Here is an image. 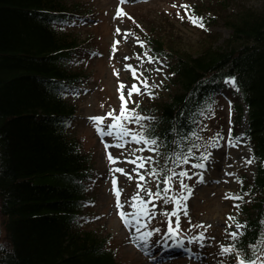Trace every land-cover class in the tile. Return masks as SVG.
Wrapping results in <instances>:
<instances>
[{"label":"trees","instance_id":"1","mask_svg":"<svg viewBox=\"0 0 264 264\" xmlns=\"http://www.w3.org/2000/svg\"><path fill=\"white\" fill-rule=\"evenodd\" d=\"M194 6L206 24L228 27L229 37L220 42L206 31L192 48L179 42L177 27L146 35L144 51L170 59L164 74L168 94L166 100H138L133 108L145 118L142 135L161 150L163 181L170 167L187 170V162H179L182 155L201 161L216 134L236 137L245 104L256 174L240 177L242 230L222 236L221 245H234V262L237 251L264 262V222L258 216L264 204V7L233 6L229 0ZM77 11L84 12L78 0H0V264H122L108 237L80 223L93 161L70 133L77 108L66 91L85 75L66 66L80 39L61 26ZM228 75L237 78L243 101L233 109L232 125L225 113L206 144L201 115L212 108ZM189 147L196 156H189Z\"/></svg>","mask_w":264,"mask_h":264},{"label":"rangeland","instance_id":"2","mask_svg":"<svg viewBox=\"0 0 264 264\" xmlns=\"http://www.w3.org/2000/svg\"><path fill=\"white\" fill-rule=\"evenodd\" d=\"M78 1L87 13H77L74 20L63 26L67 31L73 32L82 44L78 51L81 55L70 61V66L73 67L71 69L84 70L89 76L75 95L69 98L78 106L76 117L71 122V134L81 140L93 161L82 215L84 228L98 231L101 237H108L109 247L116 251L122 264H155L152 262V256L145 250L147 244L141 247L142 243L137 238L136 229L140 228L141 232L160 229L159 232L153 231L149 238V242L154 243L161 240L170 222L175 227L178 218L180 228L176 229L179 233L177 239L184 237L187 246L198 245L196 248L200 253L198 264H237V261L228 260L227 255L230 253L221 251V241L222 236L241 231L242 228L237 227V223L240 222H237L239 212L236 209L237 205H240V200L233 197L240 196L241 187L245 185V181L240 178L241 175L245 174L252 179L255 174L256 163L252 157L251 143L245 135L247 127L245 113L238 125L236 139L213 141L207 152L212 155L206 159L209 161V167L203 172L205 180L200 181L197 175H193V166L188 171L191 178L182 177L185 183L190 184L191 195L187 194L186 189L179 188V180L175 176L171 178V188L167 193L163 191L161 195H150L146 190L150 188L156 194V188L159 186L156 177L150 176L149 171L153 161L155 160L154 164L158 162V151L156 154L155 151L150 150L152 145L137 143L131 140V137H125L128 142L124 147H117L119 141L115 135L116 129H113L112 136L105 134L101 137L94 122L89 119L93 116H104L105 121L102 126L107 128L114 120V116L120 114L122 104L120 93L123 91L120 88L121 82L124 83L125 88L133 83L141 87L140 93H133L131 101L125 105L126 108L133 107L137 96L144 98V95H148L143 91L137 77L148 78L151 89L155 88L158 91L155 96L162 93L159 91L162 87V74L157 69H165L163 66L167 61L165 57L159 59L153 57L150 61L148 59L150 55H144L145 52L142 50L145 36L170 32L177 27L179 29L177 33H181L178 37L179 42L186 47L196 48L200 36L205 38L206 34L200 29L193 30L188 27L190 23L193 24L187 18L189 13L179 8L181 15L185 17L180 19L177 10L181 4L192 7L206 0H126L123 4L120 0ZM229 2L233 6L246 4V7H264V0H229ZM173 3L177 7H173ZM120 9L123 10L121 15L116 16V12ZM117 28L128 31L117 32ZM207 29L218 36L220 42L230 34L228 28L221 22L210 24ZM137 41L144 43L141 45ZM127 65L132 67L129 68ZM134 71L136 76L132 75ZM225 85L215 98L212 108L201 116L202 129L209 133L206 134L209 137H213L217 125L219 126L225 119L222 118L223 114H229L232 106L238 101L232 92L234 89L230 90L232 85L229 83ZM155 96L153 97L157 98ZM110 110H115L112 117L106 115ZM120 123L135 133H140L145 125L144 119L139 123H128L125 120H121ZM216 137L219 136L216 134ZM106 144L110 146L106 148ZM141 148L144 150L140 151ZM108 152L114 157L121 158L114 163L110 162ZM123 156H127L128 159H124ZM139 157L153 159L146 161L138 159ZM133 160L136 162L132 163ZM249 160L252 162L248 163ZM142 163L144 167H140ZM121 167L124 168V172L117 171ZM181 171L183 168L180 167V170L173 172ZM194 171L199 173L198 169ZM127 173L130 175H126ZM141 175L143 179H139ZM161 187H165L164 181H161ZM117 190L123 211L131 220L128 225H125L119 215L121 210L116 207ZM182 191L184 195H188V198L186 201L178 202L175 198L180 197ZM165 200L167 203L164 202ZM261 210L258 216L260 221L264 222V204ZM144 211L147 215H143ZM185 211L187 215H184ZM229 216L232 219H229ZM136 219L143 221V227L136 223ZM201 232L204 233L202 241L198 237ZM193 236H197L198 239L189 243L188 238ZM173 264H190V262L184 259ZM256 264L262 262L258 261Z\"/></svg>","mask_w":264,"mask_h":264},{"label":"snow or ice","instance_id":"3","mask_svg":"<svg viewBox=\"0 0 264 264\" xmlns=\"http://www.w3.org/2000/svg\"><path fill=\"white\" fill-rule=\"evenodd\" d=\"M121 4L126 3V0H120ZM173 7H177V5L175 3H173ZM179 8H183L185 13H189V6L187 4H181L178 6V10H177V15L180 17V19H184L185 17L183 15H181ZM123 10L120 9L116 12V16H120L121 12ZM124 15H127V13H124ZM188 19L191 20V22L193 24L198 25L201 28L205 27V23H204V19L203 17H198L195 16L194 14H189L188 15ZM117 32H126L128 30H122L117 28L116 29ZM138 43H140L141 45H143L144 42L142 41H137ZM145 56H148V52L145 51L144 53ZM148 59L151 61L153 59V57L148 56ZM155 59H159L158 57ZM161 63H163V61H161ZM127 67L131 68L132 65H127ZM157 71H163V69H157ZM133 76H136V72L134 71L132 73ZM225 83H229L231 84L234 88H236L237 90H239V84L237 82V78L234 75H228L226 77L223 78ZM137 80L139 81V84L143 87V91L147 92L148 95L150 96H155V93L151 91V85H149L148 83V78L147 77H137ZM120 88L123 89V91H121L120 93V100L122 101L121 104V108H120V114L119 115H115L114 116V112L115 110H110L106 115L109 117L114 116V120L108 124V127L105 128L103 127V123L105 121V117L104 116H93L90 117L89 119L91 121L94 122V126L96 127L97 132L101 135V137H103L105 134L112 136L113 135V129H116L115 135L117 140L119 141V143L116 145L117 147H124L125 143H127L128 141L125 140V137H131V140L137 142V143H143L145 145L147 144H151L153 145V147L150 149L151 151H156V147L155 145L157 144V141L155 139H152L150 136L147 135H141L138 133L133 132L132 129L126 127L124 124L120 123L121 120H125L128 123H139V121L141 119H143V117L136 111L135 108H126L125 105L131 101V97L133 96V93H140L141 92V87L137 86L136 83H133L131 85H129L127 88H125L124 83L121 82ZM99 122V123H96ZM193 136H195L196 134L193 133ZM217 136H219V133L217 134ZM109 144H106L105 147H109ZM144 149L141 148L140 151H143ZM188 154L189 156H196V152H194L192 150L191 147H189L188 149ZM205 159H207L208 156H210V153H202L201 154ZM121 157L117 156L114 157L113 154L111 152H108V159L110 162H115V160L120 159ZM124 159H128L127 156H123ZM138 159L141 160H146V161H151L153 158L152 157H139ZM188 157L187 156H181L179 159L180 163H184L187 162ZM136 161L133 160L132 163H135ZM252 161L249 160L248 163H251ZM140 167H144V164L142 163L140 165ZM196 167L199 168H204L205 164L203 163V161H201L200 164L196 165ZM136 169H133V171H135ZM117 171L119 172H124V168H118ZM156 170L153 169L152 171V175H155ZM126 175H130V173H127ZM193 175H197L198 179L200 181L203 180V173H193ZM175 176L177 177V179L179 180V188L181 190L186 189L187 190V194L191 195V187L189 185H187L184 180L182 179V177H188L189 179L191 178L189 175V172L187 170H183L179 173L176 172H171L170 175L164 180V192L167 193L169 188H171V178ZM143 175H141L139 177V179H143ZM243 181L241 180V183ZM140 187H144L143 185H140ZM150 195H157L155 193L152 192V190L149 188L146 190ZM188 195H184L183 191L181 192V196L180 197H176L175 199L178 202H183L186 201L188 198ZM234 199L240 200L243 199L242 196H234ZM165 203H167V201H164ZM116 207L118 209H120L121 211L119 212V215L121 216V218L123 219L125 225H128L131 223V220L129 219L128 215L123 211V205L120 203L119 201V190H117V203H116ZM133 207H135V205H133ZM238 207V205H237ZM187 208V205L185 204V209ZM175 213H173L174 215ZM143 215H147V212L144 211ZM184 215H187V212H184ZM229 219H232L231 216H229ZM136 223L140 224L141 227H143V221L136 219ZM237 227H241V225L239 223H237ZM180 228V224H179V220L177 218V220L175 221V228H173L172 223L170 222L168 225V230L166 232L163 233V237L161 238L160 241H157V243L160 242H164L167 243V241L164 239L165 237L168 238L169 240L173 241V243L177 244V245H181L182 246V242L184 237H180L179 239H177V237L179 236V233L176 231V229ZM153 231L155 232H159L160 229H154L152 231H144L141 232L140 228L136 229V234H137V238L141 241L142 244H147L149 242V238L152 236ZM231 235L236 236L237 233L232 232ZM203 236L204 233L201 232L198 234L199 239L202 241L203 240ZM197 236H193V237H189V243H191L192 241H195L198 239ZM135 242V241H134ZM203 246V244L201 243V247ZM234 249V245H228V246H221V251L223 253H230L232 252ZM189 254L191 255V250L189 249ZM236 261L237 264H256L255 260H252L250 258H246L245 256H243L241 254L240 251H237L236 253ZM262 264H264V262H262Z\"/></svg>","mask_w":264,"mask_h":264},{"label":"bare ground","instance_id":"4","mask_svg":"<svg viewBox=\"0 0 264 264\" xmlns=\"http://www.w3.org/2000/svg\"><path fill=\"white\" fill-rule=\"evenodd\" d=\"M211 155H212V154H211ZM211 155H210V156H211ZM209 158H211V157H209ZM206 163H207V164H206ZM204 164H206L205 166L209 167V166H208V165H209V161H208V160L205 161ZM202 169H203V168H201L200 173H203ZM203 174H204V173H203Z\"/></svg>","mask_w":264,"mask_h":264},{"label":"water","instance_id":"5","mask_svg":"<svg viewBox=\"0 0 264 264\" xmlns=\"http://www.w3.org/2000/svg\"><path fill=\"white\" fill-rule=\"evenodd\" d=\"M2 237V225H1V219H0V239Z\"/></svg>","mask_w":264,"mask_h":264}]
</instances>
